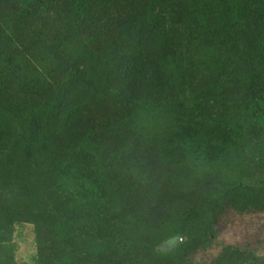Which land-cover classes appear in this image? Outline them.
<instances>
[{
    "label": "rangeland",
    "instance_id": "374dc122",
    "mask_svg": "<svg viewBox=\"0 0 264 264\" xmlns=\"http://www.w3.org/2000/svg\"><path fill=\"white\" fill-rule=\"evenodd\" d=\"M182 2L187 67L159 0H0V264H264V102L196 62L243 0Z\"/></svg>",
    "mask_w": 264,
    "mask_h": 264
},
{
    "label": "trees",
    "instance_id": "16d2710c",
    "mask_svg": "<svg viewBox=\"0 0 264 264\" xmlns=\"http://www.w3.org/2000/svg\"><path fill=\"white\" fill-rule=\"evenodd\" d=\"M242 5L243 8L240 10L232 9L227 28H222L221 23L214 24L216 17L211 16V21L204 28L203 37L209 40L207 44H204V48L210 46L211 43L212 45L198 57L199 60L196 62L200 64V69L207 72L209 67L213 66L215 69L214 79L221 84L223 92L230 94L237 90V93L241 92V96H245L242 90L246 85L243 82L245 78H241V74L246 70L253 77L246 96L252 102H264V0H243ZM158 6L160 7L152 19L151 26L158 35L164 37V41L159 42L161 44L156 56L158 59L159 57L170 58L176 64L185 63V67L193 64V52L188 46L190 42L187 35L188 30L181 28L180 25L178 29L174 28L172 33L167 34L166 32L167 24L170 23L172 16L174 19L182 20L181 22L184 24L187 22L189 12L184 11V16L180 18L175 16L177 12L186 9V5L182 0H159ZM177 16L179 15L177 14ZM201 56H204L206 62H201ZM226 98H230L229 95ZM52 141L55 143L54 140ZM147 173L149 174L148 171H146ZM241 189L245 192H253V189L246 186ZM254 192L257 190L254 189ZM258 192L262 193L263 190ZM54 222L69 232L70 248H73L74 240L77 239V231L69 220V215L64 213L57 215ZM105 228L107 226L101 227L100 230ZM85 230L87 231L86 228ZM107 231L110 238H113L114 236L111 237L113 230H110L109 227ZM73 253L74 251L69 252L70 255Z\"/></svg>",
    "mask_w": 264,
    "mask_h": 264
}]
</instances>
